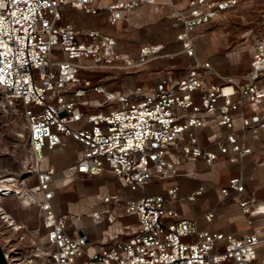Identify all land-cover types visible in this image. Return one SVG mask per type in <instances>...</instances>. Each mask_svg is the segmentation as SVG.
Instances as JSON below:
<instances>
[{
  "label": "built area",
  "instance_id": "obj_1",
  "mask_svg": "<svg viewBox=\"0 0 264 264\" xmlns=\"http://www.w3.org/2000/svg\"><path fill=\"white\" fill-rule=\"evenodd\" d=\"M242 0H0V129L10 112L24 119L25 176L0 171V205L9 197L36 207L40 225L30 232L0 210V246L8 264H264V200L248 190L242 173L219 188L245 214L263 224L239 236L199 228L176 205L186 172L182 165L218 160L243 166L253 148L248 137L264 134V35L247 40V71L223 75L196 51L201 27L226 18ZM144 5L168 10L180 53L192 58L186 73L162 74L153 87L108 88L87 72L141 70L159 57L163 44H145L138 54L123 53L115 36L80 30L64 21L67 8L103 16L109 25ZM73 139L82 146L76 159L57 168L49 153ZM264 150V143L261 144ZM259 164H264V155ZM114 175L137 198L106 194L89 213L59 212L54 199L75 180ZM161 182L164 193H148ZM8 184V185H6ZM203 187L191 192L194 202ZM85 215L101 225L135 217L109 243H94L80 228ZM213 213L205 215L211 221ZM18 235V236H17Z\"/></svg>",
  "mask_w": 264,
  "mask_h": 264
},
{
  "label": "rangeland",
  "instance_id": "obj_2",
  "mask_svg": "<svg viewBox=\"0 0 264 264\" xmlns=\"http://www.w3.org/2000/svg\"><path fill=\"white\" fill-rule=\"evenodd\" d=\"M63 19L75 24L80 30L92 28L112 34L116 37L120 50L130 56L137 55L143 43L164 45L160 56L141 70L87 72V76L92 77L94 81H101L110 89L122 90L129 85H151L165 72H173L176 76H181L192 63V58L180 53V44L176 39L177 29L164 17L163 11L155 10L150 6L146 5L138 9L129 16V21H122L117 25H109L103 16H92L71 8L64 11ZM261 35H264V0H242L226 13V18L197 30L195 38L197 56L201 60L210 61L224 75L243 73L248 67V52L243 53L240 64L233 63L231 53L247 43V40ZM4 119V125L0 129V171L7 169L25 176L28 173L26 167H23L24 159L30 157V154L27 153L25 139L16 140L15 135V132H23L25 121L16 112H10ZM65 148L69 150L70 146L67 145ZM63 153L60 152L57 157L49 156L50 162L57 164V160L60 161L65 157ZM69 153L71 155L69 159H65V165L76 159V150H71ZM103 187L118 189L117 178L106 173L92 179L78 180L68 191L61 192L55 202L56 208L59 212H64L69 203L74 204L79 201L82 193L90 195V192H96ZM118 191L121 192L120 189ZM147 191L156 193L161 192V189L156 185H149ZM125 192L132 198L138 195V192L130 190ZM83 198L89 199L85 196ZM2 205L16 221L26 225L28 235L23 246L28 248L29 255L33 247L30 232L40 225L38 209L24 208L20 200L14 197L5 199ZM84 219L90 222L87 230L94 243L103 242L107 226L117 229V224L123 220L118 218L111 223L94 225L88 215H85Z\"/></svg>",
  "mask_w": 264,
  "mask_h": 264
},
{
  "label": "crops",
  "instance_id": "obj_3",
  "mask_svg": "<svg viewBox=\"0 0 264 264\" xmlns=\"http://www.w3.org/2000/svg\"><path fill=\"white\" fill-rule=\"evenodd\" d=\"M104 1L106 3H110L115 0H104ZM143 7H146V5H144ZM161 11L164 12V17L171 21V19L167 15L168 10L164 9ZM129 20L130 19L128 17L127 19L119 21L117 24H119L122 21H129ZM145 44H154V43H143L140 45V47ZM246 51L247 50L242 49L241 47L233 50L231 53V56L234 59L233 63L240 64L241 58L243 57V53H245ZM249 61H250V56L247 66H249ZM245 72L239 74H225V75L236 76V75L244 74ZM155 82L151 85H147V84H139V85H146L148 87H153ZM132 86L135 85L126 86L125 89L122 90L123 91L127 90ZM263 143H264L263 133H260L259 139L251 138V136L248 137L247 144L252 146L254 151L251 156L245 159L244 164L241 167L237 165L229 164L226 161H222V160H218L212 165H207L203 160H197L195 162H188L183 164L182 170H184L186 174L176 179L177 183L180 186V191H179L180 203L177 204L176 207L180 211L181 216L185 219L197 220L199 222L200 229H206L212 232L233 233L239 236H243L249 233L254 226L262 225L263 224L262 218L250 214H245L242 211V209L239 207V205L232 200V198L229 197L222 200L220 198L219 188L226 186L228 184L229 179L232 178L233 176L242 173L248 190L253 191L257 198L264 200V164H259L262 156L264 155V150L261 147V144ZM67 145L70 146L69 150H66L65 148L66 146H65L64 148L56 149L50 152L48 155V157L49 156L57 157L58 155H60V152H64L63 154H65V157H63L60 161L57 160V164L53 162L57 168H60L65 165L66 163L65 159H69L71 155V153L69 152L71 150H76L78 154V152L82 148L81 144L73 139H69ZM92 178L85 177L78 180L92 179ZM78 180H75L69 185L60 188L57 192L54 202H56V199L61 194V192L68 191L69 188L73 185V183ZM118 184H119L118 189H112V188L110 189L103 187L102 189H99L96 192H90V195L82 193L80 195L81 197L79 201L74 204L69 203L67 210L64 212L89 213L92 210L98 209L100 207L98 205L100 204L99 203L100 198L106 194H119L126 199L132 198V197H128L127 193L125 192V190H129V189L127 187L122 186L119 180H118ZM151 185H156L161 189V192H156L154 194L164 193L165 185L162 184L161 182ZM200 187H203L204 189L202 194L198 196L194 202L187 201L186 199L187 196L191 192L197 190ZM119 189L121 190V192L118 191ZM140 195H141L140 192H138V195L133 198H137ZM84 196L88 197L89 199L85 200V198H83ZM91 198L95 199V203L91 205V207H87V203H85L83 204L82 207V203L84 201L85 202L89 201ZM208 213H213L214 215L211 221L205 220V215ZM121 219L123 220L119 224H117V229L111 226L110 227L107 226V229L105 230L106 236L104 237L103 242L100 243H109L112 238L119 235L124 224L129 222H134V223L136 222L135 217H125ZM88 223L90 222L83 218L82 222H80L79 224V227L86 230L89 233V237H90V232L87 230L89 228ZM91 240L93 241V239ZM259 258L264 259V245L259 248Z\"/></svg>",
  "mask_w": 264,
  "mask_h": 264
},
{
  "label": "bare ground",
  "instance_id": "obj_4",
  "mask_svg": "<svg viewBox=\"0 0 264 264\" xmlns=\"http://www.w3.org/2000/svg\"><path fill=\"white\" fill-rule=\"evenodd\" d=\"M6 185H8V184H6ZM0 186H1V183H0ZM85 203H87V207H91V205H93L94 203H95V199H93V198H91L89 201H84L83 203H82V207H83V204H85ZM76 206V205H75ZM1 209H4V210H6L3 206H1L0 205V210ZM7 213H8V211H6ZM10 214V213H9ZM13 217V216H12Z\"/></svg>",
  "mask_w": 264,
  "mask_h": 264
},
{
  "label": "water",
  "instance_id": "obj_5",
  "mask_svg": "<svg viewBox=\"0 0 264 264\" xmlns=\"http://www.w3.org/2000/svg\"><path fill=\"white\" fill-rule=\"evenodd\" d=\"M0 264H8L0 246Z\"/></svg>",
  "mask_w": 264,
  "mask_h": 264
}]
</instances>
